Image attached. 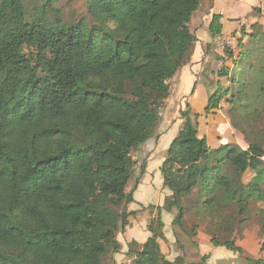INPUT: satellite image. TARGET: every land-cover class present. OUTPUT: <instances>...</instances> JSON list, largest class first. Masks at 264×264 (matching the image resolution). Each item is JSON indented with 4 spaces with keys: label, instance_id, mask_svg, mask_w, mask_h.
Segmentation results:
<instances>
[{
    "label": "trees",
    "instance_id": "16d2710c",
    "mask_svg": "<svg viewBox=\"0 0 264 264\" xmlns=\"http://www.w3.org/2000/svg\"><path fill=\"white\" fill-rule=\"evenodd\" d=\"M200 3L86 0L90 20L66 22L51 0L35 13L25 0H0V264H105L121 252L118 234L135 213L132 155L157 132L170 81L196 41L189 24ZM222 29L215 15L213 35ZM216 59L205 112L227 101L244 144L212 149L201 113L181 112L161 166L171 195L156 207L152 235L128 247L132 264H196L169 259L159 241L162 211L176 210L173 226L184 228L187 198L227 235L248 219L252 199L264 204V30L243 27L237 47ZM225 167L255 175L245 183ZM211 241L244 255L217 231Z\"/></svg>",
    "mask_w": 264,
    "mask_h": 264
},
{
    "label": "crops",
    "instance_id": "0c3cea01",
    "mask_svg": "<svg viewBox=\"0 0 264 264\" xmlns=\"http://www.w3.org/2000/svg\"><path fill=\"white\" fill-rule=\"evenodd\" d=\"M260 3L261 0H201L200 7L193 14L189 24L191 31L196 36V41L187 54L184 66L171 79V95L166 100L169 104L166 107L167 116L165 117L167 120L165 122H169L168 127L163 129V124H159L155 136L139 148L140 156L143 158L144 172L141 171L139 182L134 188V201L128 205L129 211H135L131 216L140 213L148 214L149 219L152 214V217L156 216V207L163 206L165 198L171 195V191L164 186L161 166L169 144L184 125L181 112L190 105L192 109H197L196 113H201L200 122L205 118L207 122L209 121L205 109L211 94L209 92L215 90V87L212 88L213 79L217 78L214 72L221 64L216 59V55L223 53L226 39H232L233 46L231 47L237 46L238 39L242 36L243 27L250 30L251 25L258 22L264 30V14L260 12ZM215 15L221 16L223 36L215 37L212 33ZM209 76H211V80ZM169 110H172L170 116H168ZM213 117H220V115ZM222 120H224L222 121L223 126L217 130V125L214 129H206L205 136L209 146L218 149L227 143L243 145V137L239 136L236 131L229 130L231 127L228 119L223 118ZM168 136L169 139L165 142V138ZM175 213L163 210V222L165 223L166 214H172L171 224L173 225ZM150 222L142 224L139 220H132L130 217L129 225L118 234V240L122 247H129L134 241L140 245L146 242L152 235L149 230ZM173 228L175 229L174 226ZM161 240H159L160 244ZM199 249L201 250L202 247ZM169 259H174V257Z\"/></svg>",
    "mask_w": 264,
    "mask_h": 264
},
{
    "label": "rangeland",
    "instance_id": "374dc122",
    "mask_svg": "<svg viewBox=\"0 0 264 264\" xmlns=\"http://www.w3.org/2000/svg\"><path fill=\"white\" fill-rule=\"evenodd\" d=\"M52 4L49 7L59 10V14L63 21L72 22L80 18H88V11L86 8V0H51ZM29 11L35 13L38 10H41L44 5H48L50 0H25ZM48 9L50 10V8ZM53 16V13H51ZM263 29V28H262ZM229 46V45H225ZM231 47V46H229ZM237 47V46H236ZM222 64V62H221ZM218 65V68L221 66ZM217 68V69H218ZM241 71L239 72L240 76ZM213 74V73H212ZM212 76V75H211ZM211 76H209L211 80ZM215 79V80H214ZM213 87H216L217 78L214 77ZM212 82V81H211ZM220 85L226 87L232 85L231 82L226 78H221ZM213 83V82H212ZM171 87V81H170ZM210 87V89H212ZM209 89V90H210ZM213 91L209 92L212 93ZM171 95V94H170ZM168 102H166L165 107L162 109V117L159 124H163V129L167 128L168 123L165 120L167 116L166 107ZM222 108L220 112L210 111L207 113V119H203L202 122L199 121V134L200 136H205V131L208 128H215L216 130L219 127L223 126V118H227L230 124V129L232 132L239 134L243 137V134L236 130L231 125V118L229 113V103L223 101L221 103ZM186 109V108H185ZM174 112V109H172ZM172 110H169L168 116L171 115ZM197 109L193 108V112H197ZM220 117H213V116ZM183 118V117H182ZM195 117L193 114L190 117V120L195 122ZM186 119L183 118L182 123H185ZM207 122V124H206ZM211 122V123H210ZM201 123V125H200ZM207 126V128H206ZM159 129V128H158ZM167 135V134H166ZM169 139V136L165 138V142ZM173 140V139H172ZM209 144V143H208ZM170 145V144H169ZM243 146V145H241ZM212 148V147H211ZM214 149V148H212ZM133 159L136 161V170L135 174L131 178V182L128 186V191H132L139 182L141 167L143 164V158L140 156L139 149L133 152ZM220 156L219 153H213L212 162L215 158ZM224 173H227L232 178H241L243 176V181L245 183L250 182L254 177L255 172L248 170L246 173H238L231 167H225L223 169ZM186 212H185V221L184 228L175 227L171 224L172 214H166L164 217L165 227L164 234L166 235L161 240V247L164 253L168 258H176L179 255H182L187 263H196V264H256L257 261H262L264 264V233L261 230L262 217L263 213L260 209L264 207V204H258L254 199L250 202L251 211L248 216V219L245 220L242 224L237 225L235 230L228 235L221 230H218L216 226L207 222L205 214L203 213V208L201 204H198L196 200L187 198L185 201ZM176 212V210L174 211ZM153 215V214H152ZM149 219L148 214L140 213L136 216H131L132 220H139L142 224L145 222H152V219L155 215ZM150 220V221H149ZM150 222V223H151ZM194 225H196L194 227ZM221 236V238H228L234 240L235 244L240 245L244 250V255L239 254L238 252L230 251L224 246H216L212 243L211 238L215 232ZM134 247H138L140 244L134 241L132 243ZM199 247H202L200 250ZM204 254L207 256L206 259H203ZM134 262V257L128 254V247H122L121 252L109 255L105 261V264H132ZM261 263V264H262Z\"/></svg>",
    "mask_w": 264,
    "mask_h": 264
},
{
    "label": "built area",
    "instance_id": "2783aa9c",
    "mask_svg": "<svg viewBox=\"0 0 264 264\" xmlns=\"http://www.w3.org/2000/svg\"><path fill=\"white\" fill-rule=\"evenodd\" d=\"M259 8H260V12L262 14H264V0H261V3H260V7ZM224 44L229 45V46H233V41H232L231 38H229V39H226V41H225Z\"/></svg>",
    "mask_w": 264,
    "mask_h": 264
}]
</instances>
